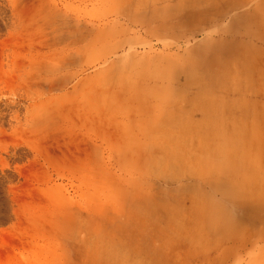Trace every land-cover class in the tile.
Segmentation results:
<instances>
[{
	"label": "rangeland",
	"instance_id": "374dc122",
	"mask_svg": "<svg viewBox=\"0 0 264 264\" xmlns=\"http://www.w3.org/2000/svg\"><path fill=\"white\" fill-rule=\"evenodd\" d=\"M0 264H264V0H0Z\"/></svg>",
	"mask_w": 264,
	"mask_h": 264
}]
</instances>
